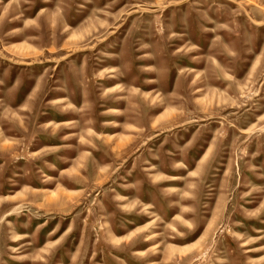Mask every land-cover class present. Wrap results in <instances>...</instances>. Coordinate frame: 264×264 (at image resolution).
Returning a JSON list of instances; mask_svg holds the SVG:
<instances>
[{
    "label": "rangeland",
    "instance_id": "obj_1",
    "mask_svg": "<svg viewBox=\"0 0 264 264\" xmlns=\"http://www.w3.org/2000/svg\"><path fill=\"white\" fill-rule=\"evenodd\" d=\"M0 264H264V0H0Z\"/></svg>",
    "mask_w": 264,
    "mask_h": 264
}]
</instances>
